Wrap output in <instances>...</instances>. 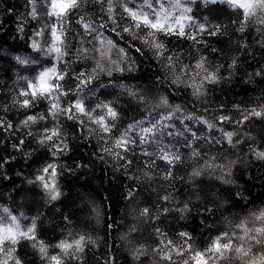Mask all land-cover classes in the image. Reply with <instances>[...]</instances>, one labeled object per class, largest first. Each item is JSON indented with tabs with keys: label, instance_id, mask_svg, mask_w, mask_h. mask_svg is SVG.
<instances>
[{
	"label": "trees",
	"instance_id": "1",
	"mask_svg": "<svg viewBox=\"0 0 264 264\" xmlns=\"http://www.w3.org/2000/svg\"><path fill=\"white\" fill-rule=\"evenodd\" d=\"M161 2L187 35L157 33L165 46L157 56L144 42L148 29L123 31L130 21L121 19L116 0L121 27L115 31L107 0H79L59 19L48 15L49 0H0V230L27 231L34 224L36 238L6 240L5 251L15 249L7 264H55L52 256L61 264H194V253L224 233L234 244L245 243L238 239L241 222L262 226L253 214L264 210V159L256 155L264 152V114L250 113H264V12L245 18L227 0ZM142 4L129 0L128 6ZM52 26L63 30L60 59L48 52ZM101 37L112 41L110 51ZM201 61L203 68H196ZM53 66L65 74L52 77L64 93L61 109L81 100L92 117H104L109 132L79 112L73 119L64 112L53 116L52 101L43 97L21 106L31 98L19 93ZM80 73L91 82L78 89ZM208 73L216 80H205ZM193 84L203 85L199 95ZM103 104L117 112L115 119L98 107ZM28 116L36 120L22 123ZM52 131L58 135L44 140ZM125 134L131 141L126 151L114 146ZM165 154L179 159L170 162ZM49 164L56 168V200L43 187L52 182L51 169L43 171ZM80 237L81 252L66 255L57 247ZM39 242L46 255L33 247ZM249 245V257L229 251L216 264L264 255V246Z\"/></svg>",
	"mask_w": 264,
	"mask_h": 264
},
{
	"label": "snow or ice",
	"instance_id": "2",
	"mask_svg": "<svg viewBox=\"0 0 264 264\" xmlns=\"http://www.w3.org/2000/svg\"><path fill=\"white\" fill-rule=\"evenodd\" d=\"M30 3H35V0H29ZM98 2L103 3L104 0H98ZM116 2L119 4V6L123 9V13L121 14V19L128 20L130 23L128 26L123 27L124 32L133 33L135 30H142V29H148V32L146 33V36L144 37V42L149 43L150 47L156 50V55L160 56L163 54V51L165 50V46L163 43L159 42L156 39L157 33H162L164 35H179V36H186L187 34L184 32V26L181 23V19L179 17H173L171 15L170 11H166L164 4L161 2V0H143V4L136 7H129V0H116ZM229 4H231L233 7H237L240 9H243V14L245 18H249L252 16H255L257 11L264 12V0H227ZM79 5V0H49V16H56L58 19L63 18L68 10L71 8L77 7ZM107 9H106V15L109 21L112 22L115 27L112 29L113 31L116 30V28L121 27L120 23L116 19V15L114 12V0H107ZM155 5H159V8H157ZM36 9L33 8L32 15L36 16ZM261 23H264V20L260 21ZM85 29H92V26L90 24H85ZM106 25L102 23L100 25L101 28L105 27ZM204 27L200 26V31H204ZM243 30V27L241 28V31ZM41 33H37L36 35H40ZM211 35H215V32L210 33ZM52 35V44L48 49L49 53L55 52L57 54V59H60L65 55V52L62 50L61 45H63L64 41L62 39L63 37V30H58L56 26H52L51 30ZM148 37H151V40L148 39ZM135 38V37H134ZM195 39L194 37H188ZM101 39V44L107 45L108 50L110 51L112 47H114L112 41H104ZM33 48H38L39 44L37 42H33L32 44ZM86 52L87 49H84ZM99 51V49H97ZM121 53V60L124 59V49L119 50ZM139 51V49H137ZM107 55L106 52L102 53V56ZM169 61L172 60V57H168ZM112 63H116L115 61H112ZM100 65L98 64V67ZM171 67V65H169ZM196 68H203V62H198L196 64ZM103 70V69H102ZM120 70L119 66L117 65V69ZM64 73H58L55 69V66L53 68L48 69L46 71H43L39 73V75L33 80L28 82V87L26 90L19 93L20 96L24 97H30L31 99H24L23 101H19L22 107H29L33 101H35L38 98H45L52 101L51 107L49 109L50 113L55 116L58 112H64L68 114L69 119L74 118V113L79 112L83 115L88 116L93 123H96L100 126L102 131L109 132L110 128L108 125L104 123V117H100L99 119H96L92 117L91 112L86 111L84 104L81 102V100H77V102L73 105H71L68 108L61 109L59 103H58V96L63 95L62 92V86L58 83L52 82V77L55 76L56 80H62L64 78ZM84 76V73H80L76 79L79 80V84L77 85V88H80V85L87 84L91 82V78L85 80L82 79ZM205 80L209 82H213L216 80V76L213 73H208L205 77ZM179 77L176 78L173 82H178ZM194 88V94L199 95L202 91L203 85H190ZM134 95V94H133ZM161 104H167V100L162 98ZM98 107H103L107 109V116L111 117L112 119H115L117 117V112L109 105V104H103L98 105ZM179 109H177L178 111ZM262 112L256 111L253 109L250 113V115L254 116H261ZM171 115V113L169 114ZM247 119V117H245ZM221 119H227L226 117H221ZM36 117L34 116H28L27 120L23 121L22 123L27 124L30 121H35ZM3 122H0V125H2ZM7 127H11V125H7ZM131 127V126H130ZM144 131H151L150 129H145ZM58 133L56 131H52L50 135L45 136L44 140H52L54 136H57ZM42 143L44 141H41ZM131 141L126 138V134L124 136H121L115 141V147L116 148H124L126 151V145L130 143ZM143 142V139H142ZM67 146L65 145L64 148ZM58 150H63L58 148ZM105 151H111V149H105ZM147 155V153H145ZM119 155V153H117ZM257 157L260 159H264V152H258L256 153ZM163 159H167L170 162L173 159H179L178 156L176 157H170L169 155L165 154L162 157ZM49 169H51V183H44L43 187L48 192L51 200H56L60 192L58 188L55 185V176H56V168L55 165L49 164L47 167L43 169L45 173L49 172ZM198 174V173H197ZM37 179L43 181L44 177L39 176ZM147 209H144V212L147 213ZM254 219L256 221L261 222V227H254V228H248L244 222H241L240 224L236 225L237 228H240L244 235L239 236L238 239L241 241H244L243 244H234L231 239H228V234L224 233L222 236L217 237L214 239L209 245L208 248H206L203 252L197 251L194 253L193 257H191L193 260L196 261V264H216L217 260H221L225 258V254L229 251L234 252L237 255V258L243 259L245 257H249V253L252 252L251 245L245 247V244L248 243V241L255 242L257 245L264 246V210L259 211L258 213L253 214ZM35 225L33 224V227H30L27 229V231H16L14 232L11 228L6 230H0V251H5L3 245L6 240H10L12 244H15L18 242L20 238L29 239L35 241V232H34ZM249 233H253L252 235H249ZM181 236H187L186 233H181ZM247 238V239H246ZM84 240V237H80L79 240H75L72 243H68L65 241H61L57 247L61 249L63 253L66 255L69 253L70 249L75 250V252H81L83 251V245L82 241ZM223 241V242H222ZM33 247L39 248L40 253L46 255V246L43 244V242L33 243ZM191 246L189 245V248ZM14 248H8L5 251V255L7 256L6 260L0 261V264H7L8 259H13L12 252H14ZM75 258V257H73ZM170 259V257H165ZM52 261L55 262V264H61L60 259L57 256L50 257ZM15 264H21V261L16 259ZM185 264H187V261H185ZM245 264H264V255H259L256 257V259L249 258Z\"/></svg>",
	"mask_w": 264,
	"mask_h": 264
},
{
	"label": "rangeland",
	"instance_id": "3",
	"mask_svg": "<svg viewBox=\"0 0 264 264\" xmlns=\"http://www.w3.org/2000/svg\"><path fill=\"white\" fill-rule=\"evenodd\" d=\"M194 264H196V261L194 262Z\"/></svg>",
	"mask_w": 264,
	"mask_h": 264
}]
</instances>
